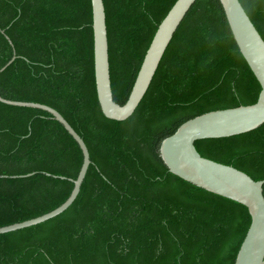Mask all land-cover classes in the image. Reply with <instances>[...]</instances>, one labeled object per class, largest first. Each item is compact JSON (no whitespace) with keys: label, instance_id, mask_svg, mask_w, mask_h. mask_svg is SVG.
I'll use <instances>...</instances> for the list:
<instances>
[{"label":"trees","instance_id":"trees-1","mask_svg":"<svg viewBox=\"0 0 264 264\" xmlns=\"http://www.w3.org/2000/svg\"><path fill=\"white\" fill-rule=\"evenodd\" d=\"M240 1L264 38V0ZM104 2L112 89L124 104L176 0ZM15 54L0 72V94L56 108L92 162L68 209L0 234V264H235L249 209L174 174L160 154L188 119L259 97L221 0H196L125 120L105 116L98 99L92 0H0V69ZM195 144L205 157L264 178V123ZM83 158L50 112L0 101V227L61 205Z\"/></svg>","mask_w":264,"mask_h":264},{"label":"water","instance_id":"water-1","mask_svg":"<svg viewBox=\"0 0 264 264\" xmlns=\"http://www.w3.org/2000/svg\"><path fill=\"white\" fill-rule=\"evenodd\" d=\"M196 0H176L159 24L147 49L131 93L124 104L114 98L110 70L109 38L104 0H92L94 61L98 99L105 116L116 120L130 117L156 74L164 53L176 30ZM234 38L257 77L261 91L256 102L205 112L183 122L164 138L160 154L171 172L211 192L244 204L251 224L238 251L235 264H264V178L256 180L245 171L203 156L195 142L205 138L228 137L256 129L264 123V38L240 0H221ZM4 32V30H3ZM16 58L4 65L3 71ZM0 101L10 105L32 107L50 112L79 143L83 163L70 196L55 209L21 222L0 227V234L39 224L68 209L80 193L92 162L83 137L56 108L41 102L13 100L0 94ZM28 173L25 175H31Z\"/></svg>","mask_w":264,"mask_h":264}]
</instances>
